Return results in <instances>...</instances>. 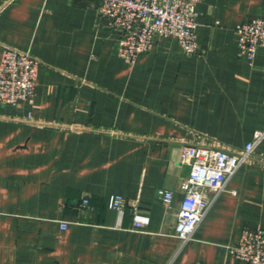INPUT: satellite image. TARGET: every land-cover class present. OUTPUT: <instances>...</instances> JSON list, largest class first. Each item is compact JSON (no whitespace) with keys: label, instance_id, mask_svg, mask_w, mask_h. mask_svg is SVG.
<instances>
[{"label":"crops","instance_id":"0c3cea01","mask_svg":"<svg viewBox=\"0 0 264 264\" xmlns=\"http://www.w3.org/2000/svg\"><path fill=\"white\" fill-rule=\"evenodd\" d=\"M100 1L0 0V61L4 44L41 61L33 100L0 103V264H167L191 170L183 146L233 149L264 129V47L251 63L237 32L264 18V0H202L197 54L159 36L133 64ZM160 188L174 192L171 208ZM113 194L128 201L123 215ZM246 228H264L259 161L238 170L173 264H243L228 246Z\"/></svg>","mask_w":264,"mask_h":264},{"label":"built area","instance_id":"2783aa9c","mask_svg":"<svg viewBox=\"0 0 264 264\" xmlns=\"http://www.w3.org/2000/svg\"><path fill=\"white\" fill-rule=\"evenodd\" d=\"M202 0H101L98 6L100 21L119 34L117 52L128 63H135L138 56L150 51L156 37H171L179 41L184 52L199 51L197 5ZM239 50L251 63L257 51L264 47V18L253 17L238 27ZM41 61L28 50L4 44L0 61V103L18 105L32 101L35 93ZM264 140V129L255 132L245 145L228 148L216 143L187 144L182 148L184 162L191 165L188 186L180 202L175 236L179 246L167 264H173L177 255L195 238L196 231L211 211L219 197L238 170L249 162H262L257 148ZM162 203L171 208L174 192L166 188L158 190ZM89 198L83 199L88 205ZM127 199L113 194L109 205L120 215L125 213ZM148 218L135 215L136 225H143ZM67 226V221L62 222ZM243 264H264V228L243 230L240 239L228 246Z\"/></svg>","mask_w":264,"mask_h":264}]
</instances>
